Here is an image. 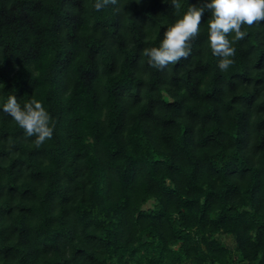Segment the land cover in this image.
Returning <instances> with one entry per match:
<instances>
[{
    "label": "trees",
    "instance_id": "16d2710c",
    "mask_svg": "<svg viewBox=\"0 0 264 264\" xmlns=\"http://www.w3.org/2000/svg\"><path fill=\"white\" fill-rule=\"evenodd\" d=\"M0 0V264H264V21L222 71L210 12L190 54L144 49L203 0ZM230 237L232 248L222 241Z\"/></svg>",
    "mask_w": 264,
    "mask_h": 264
},
{
    "label": "clouds",
    "instance_id": "9594fccd",
    "mask_svg": "<svg viewBox=\"0 0 264 264\" xmlns=\"http://www.w3.org/2000/svg\"><path fill=\"white\" fill-rule=\"evenodd\" d=\"M107 2L95 0L93 6L100 10ZM173 5L178 9L180 0H173ZM206 10L210 12L207 20L209 46L212 55L220 57L218 67L222 71H226L233 63L231 57L235 50L233 41L228 38L229 34L234 33L236 39L243 38L245 33L241 31L242 25L264 21V0H203L200 5H189L187 11L164 32L158 47L144 49L143 54L149 57V63L163 68L186 58L191 51L189 41L198 33ZM0 111L7 113L27 136H35L37 144L51 138V116L42 101L34 96L21 105L11 94L0 105Z\"/></svg>",
    "mask_w": 264,
    "mask_h": 264
},
{
    "label": "rangeland",
    "instance_id": "374dc122",
    "mask_svg": "<svg viewBox=\"0 0 264 264\" xmlns=\"http://www.w3.org/2000/svg\"><path fill=\"white\" fill-rule=\"evenodd\" d=\"M222 241L224 242V244L232 248L233 243L230 237H222Z\"/></svg>",
    "mask_w": 264,
    "mask_h": 264
}]
</instances>
